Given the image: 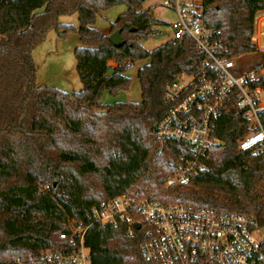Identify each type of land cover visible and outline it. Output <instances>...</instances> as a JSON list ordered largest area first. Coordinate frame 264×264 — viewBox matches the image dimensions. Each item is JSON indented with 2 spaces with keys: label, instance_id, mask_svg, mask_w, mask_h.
Segmentation results:
<instances>
[{
  "label": "trees",
  "instance_id": "obj_1",
  "mask_svg": "<svg viewBox=\"0 0 264 264\" xmlns=\"http://www.w3.org/2000/svg\"><path fill=\"white\" fill-rule=\"evenodd\" d=\"M143 1L0 0V264H29L42 250L66 247L60 234L68 232L69 219L88 226L90 264H147L139 254V231L127 237L123 224H101L90 214L92 205L120 194L248 213L264 225V151L237 149L250 128L247 118L235 114L233 99L217 120L225 145L211 149L204 174L185 186L163 187L170 163L186 155L176 142L157 153L153 126L175 102L165 97L167 88L182 74L197 79L210 71L189 36L152 50L141 44L156 34L157 23ZM199 1L203 25L221 30L227 56L257 52L250 33L264 0ZM120 3L127 9L108 33L120 29L123 44L115 47L93 23ZM73 13L77 27L58 20ZM50 29L59 36L78 34L75 67L83 87L77 92L36 83L31 51ZM146 58L137 69L140 102L100 101L104 88H127V70ZM256 84L264 91V76ZM261 120L264 127V113ZM89 176L96 177L95 185Z\"/></svg>",
  "mask_w": 264,
  "mask_h": 264
},
{
  "label": "built area",
  "instance_id": "obj_2",
  "mask_svg": "<svg viewBox=\"0 0 264 264\" xmlns=\"http://www.w3.org/2000/svg\"><path fill=\"white\" fill-rule=\"evenodd\" d=\"M164 4L176 13L171 22L173 39L189 36L210 71L197 79L190 76L186 85L177 80L169 86L165 97L175 102L153 126L159 143L157 153L167 142H176L186 150V155L170 163L171 173L163 182L168 189L185 186L204 174L211 149L222 141L216 134L217 120L230 99L235 114L247 118L250 128L237 149L264 151V91L256 84L264 76V10L254 13L250 33L251 43L263 56L234 76L231 69L237 59L227 56L221 30L204 26L199 12L187 0H165ZM90 214L101 224H123L127 237L139 231V254L147 264H264L263 242L253 233L257 221L252 214L127 194L95 203ZM66 225L68 232L60 237L67 246L42 250L37 260L28 258L29 264H90V250L84 241L88 226L70 219ZM14 262L24 264L19 259Z\"/></svg>",
  "mask_w": 264,
  "mask_h": 264
},
{
  "label": "rangeland",
  "instance_id": "obj_3",
  "mask_svg": "<svg viewBox=\"0 0 264 264\" xmlns=\"http://www.w3.org/2000/svg\"><path fill=\"white\" fill-rule=\"evenodd\" d=\"M165 0H144L142 8L151 7L157 23L154 25L156 34L149 36L141 41V44L148 50L161 45L169 39H172L171 22L176 20V13L170 5L164 4ZM170 1V0H169ZM197 12H200L199 0H187ZM126 5L123 3L115 4L102 10L96 15L93 27L103 34L109 35L111 23L126 11ZM58 20L64 24L78 26L77 15L67 14L59 16ZM80 45V40L76 31H69L63 36H59L54 29H50L44 39L36 45L32 51V59L35 65L36 83L38 85L53 86L69 94L82 89L83 84L75 67L74 50ZM261 52H252L245 54L237 59V65L231 69L234 76L245 72L249 66L257 63L262 58ZM148 58L137 60L130 67L126 74L130 77L129 86L125 89H119L111 93L104 88L100 92V101L103 103H114L117 101H141V89L137 78V69L147 63ZM113 64V62H109ZM190 76L181 75L178 81L186 85L190 81ZM88 181L96 184V177L89 176ZM93 185L88 191H93ZM259 241H264V225L255 227L253 231Z\"/></svg>",
  "mask_w": 264,
  "mask_h": 264
},
{
  "label": "water",
  "instance_id": "obj_4",
  "mask_svg": "<svg viewBox=\"0 0 264 264\" xmlns=\"http://www.w3.org/2000/svg\"><path fill=\"white\" fill-rule=\"evenodd\" d=\"M108 40L115 47L121 46L123 44V40H122L121 35H120V29H115L113 32H111L108 35ZM219 144L222 145V146L225 145V143L223 141H221ZM135 226L138 228L139 227V224L136 223Z\"/></svg>",
  "mask_w": 264,
  "mask_h": 264
}]
</instances>
